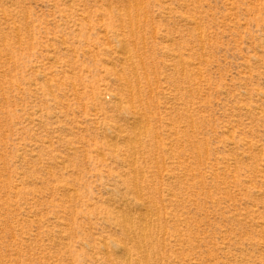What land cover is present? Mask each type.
Returning <instances> with one entry per match:
<instances>
[{
    "label": "rangeland",
    "instance_id": "374dc122",
    "mask_svg": "<svg viewBox=\"0 0 264 264\" xmlns=\"http://www.w3.org/2000/svg\"><path fill=\"white\" fill-rule=\"evenodd\" d=\"M118 240L264 264V0H0V264H124Z\"/></svg>",
    "mask_w": 264,
    "mask_h": 264
},
{
    "label": "bare ground",
    "instance_id": "6f19581e",
    "mask_svg": "<svg viewBox=\"0 0 264 264\" xmlns=\"http://www.w3.org/2000/svg\"><path fill=\"white\" fill-rule=\"evenodd\" d=\"M127 54V53H126ZM129 57V54L126 55ZM127 57V58H128ZM130 59V58H128ZM141 61V60H140ZM133 63V62H132ZM142 64V63H141ZM138 79V78H137ZM136 80V79H135ZM127 81V80H126ZM138 82V81H137ZM136 82V83H137ZM123 87V86H122ZM131 88V85L130 84H127L126 83V88L125 89H130ZM138 88V87H137ZM131 90V89H130ZM129 90V91H130ZM138 94V93H137ZM118 97V95H117ZM117 97L115 96V98L117 99ZM119 98V97H118ZM132 100V99H131ZM125 101V100H124ZM118 104L120 105V103L122 104L123 102L122 101H119L118 99ZM130 103V102H129ZM132 103V102H131ZM130 103V104H131ZM118 105V106H119ZM122 106V105H121ZM120 107V106H119ZM120 109V108H119ZM137 112V111H136ZM140 119H136L135 123H137L138 125L142 123L143 120H141V117H139ZM134 126H137L136 124ZM140 126V125H139ZM139 134V133H138ZM125 137V136H124ZM136 138V137H135ZM133 147V146H132ZM138 194V193H137ZM141 195V193H140ZM137 205L138 207H140L141 209V212H139V215L137 218H139V222L141 221L138 229H139V237H141L140 239L142 240L141 243H136V250H137V253L138 255H141L143 257V255L145 254L146 255V249L145 251L143 250L144 246H146L147 244V241H148V237H149V234H150V231H151V222H152V218L150 216V208L149 206L144 202V201H138L137 202ZM152 213V212H151ZM130 215V214H129ZM134 216V215H133ZM133 216H130V217H124L122 222H123V228L127 231H130V230H135L136 227H135V223L133 222ZM116 241V240H115ZM130 244V243H129ZM114 245H115V248L116 250L121 254V258H122V261L124 264H140V262L138 260H136L135 257H133V253L132 251H130V248L128 246L127 243H124V242H114ZM106 248V247H105ZM115 250V251H116ZM108 252V251H106ZM118 256V255H117ZM147 256V255H146ZM145 257V256H144ZM142 259V258H141ZM142 261V260H141ZM144 261V260H143ZM113 264V262H112ZM145 264V262H144Z\"/></svg>",
    "mask_w": 264,
    "mask_h": 264
}]
</instances>
